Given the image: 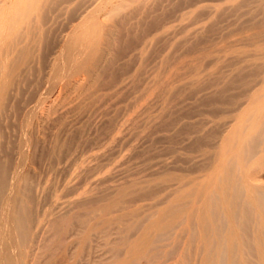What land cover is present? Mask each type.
<instances>
[{
    "label": "rangeland",
    "instance_id": "1",
    "mask_svg": "<svg viewBox=\"0 0 264 264\" xmlns=\"http://www.w3.org/2000/svg\"><path fill=\"white\" fill-rule=\"evenodd\" d=\"M111 2H38L31 42L2 76L0 202L1 182L14 172L22 187L40 192L62 185L74 165L83 168L76 231L70 226L39 264H176L169 248L153 256L160 251L145 242L147 219L209 175L264 86V0H147L106 21ZM89 8L87 25L111 26L91 36L103 55L94 72L89 47L69 52ZM170 66L186 68L170 90L147 98ZM36 195L24 198L46 203V193Z\"/></svg>",
    "mask_w": 264,
    "mask_h": 264
},
{
    "label": "bare ground",
    "instance_id": "2",
    "mask_svg": "<svg viewBox=\"0 0 264 264\" xmlns=\"http://www.w3.org/2000/svg\"><path fill=\"white\" fill-rule=\"evenodd\" d=\"M40 1L0 0L1 92L6 85H2L5 83L4 71L15 58L23 55L31 42L36 26L30 12ZM146 1L112 0L101 17L106 21L116 19L125 8ZM93 11L94 8H89L83 13L85 16L78 18L74 31L79 27L80 32L76 36L73 34L69 52L75 57L79 47L81 51L89 47L96 59L94 72L103 55L98 43L91 41V36L97 30H108L111 26L87 25ZM178 64L182 65L183 61ZM182 68H168L164 77H156L147 98L170 90L175 85L173 82L179 81L176 78ZM77 86L81 93L83 85L78 83ZM137 115L121 123L118 133H126ZM221 146L216 165L202 182L195 184L190 193L175 197L167 210L147 219L145 242L149 246L158 245L160 251L154 252V257L161 255L162 249L169 248L175 255L176 264H264V86L251 96L248 107L238 116L232 132ZM82 171L81 166L76 169L74 165L62 185L59 183V187L53 188L46 183L50 189L44 184L42 189L36 187L40 192L22 187L18 172L1 182L4 196L0 202L3 213L0 214V264H39L49 247L70 226L76 231V205L77 202L81 204L76 195V179L83 175ZM28 191L35 195L39 193L40 198L46 193V203L38 204V199L28 203L27 197L24 198ZM151 233L157 236L155 243L150 240Z\"/></svg>",
    "mask_w": 264,
    "mask_h": 264
}]
</instances>
